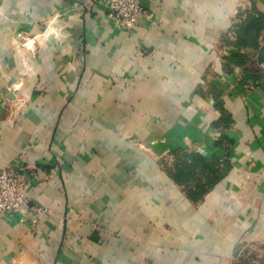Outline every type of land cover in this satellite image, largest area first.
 Instances as JSON below:
<instances>
[{
  "label": "crops",
  "instance_id": "0c3cea01",
  "mask_svg": "<svg viewBox=\"0 0 264 264\" xmlns=\"http://www.w3.org/2000/svg\"><path fill=\"white\" fill-rule=\"evenodd\" d=\"M139 1L129 31L105 0H0V169L31 179L0 264H264V37L234 32L264 0ZM185 152L219 164L195 201Z\"/></svg>",
  "mask_w": 264,
  "mask_h": 264
},
{
  "label": "trees",
  "instance_id": "16d2710c",
  "mask_svg": "<svg viewBox=\"0 0 264 264\" xmlns=\"http://www.w3.org/2000/svg\"><path fill=\"white\" fill-rule=\"evenodd\" d=\"M238 19L234 25V32L238 30L244 44L252 43V46H255L258 37L261 35L264 37V16L240 13ZM237 59L244 61L246 55L242 54ZM218 165L215 160H208L198 153L185 152L172 159L168 171L178 184L187 188L189 196L195 201L203 195L202 190L205 186H210L209 184H214L220 179L217 176ZM227 169L228 164L222 166L223 174Z\"/></svg>",
  "mask_w": 264,
  "mask_h": 264
},
{
  "label": "built area",
  "instance_id": "2783aa9c",
  "mask_svg": "<svg viewBox=\"0 0 264 264\" xmlns=\"http://www.w3.org/2000/svg\"><path fill=\"white\" fill-rule=\"evenodd\" d=\"M109 17L122 28L132 31L140 26L148 13L139 0H105ZM31 187L27 168L0 169V215L17 218L28 209L27 194ZM38 209L37 214L43 212ZM20 221H23L21 219Z\"/></svg>",
  "mask_w": 264,
  "mask_h": 264
}]
</instances>
